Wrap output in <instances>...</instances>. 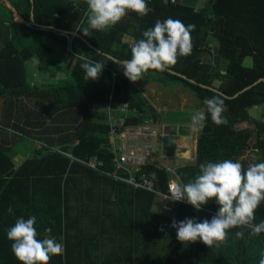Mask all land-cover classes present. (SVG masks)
<instances>
[{"label":"trees","instance_id":"trees-1","mask_svg":"<svg viewBox=\"0 0 264 264\" xmlns=\"http://www.w3.org/2000/svg\"><path fill=\"white\" fill-rule=\"evenodd\" d=\"M146 2L147 15L128 12L106 31L89 29V36L78 30L87 26L85 0H28L23 22L16 19L13 8L1 6L0 12L10 15L4 20L11 33L0 43V100L7 103L0 120V264H20L7 230L18 218L33 215L39 239L47 236L63 244L62 252L49 264H259L264 233L250 236L247 228H233L219 246L211 248L199 240L182 243L177 239L173 220H211L220 207L215 200L200 211L182 204L171 214L160 213L154 210L156 192L135 188L109 174L115 170L110 120L125 116L120 108L127 104L136 110L126 118V124H141L156 116L155 107L114 59L77 36L30 23L34 6L39 23L78 31L96 48L122 60L131 58L132 46L156 21L172 18L194 25L191 53L178 57L177 63L163 72L149 70L141 79L164 87L180 84L195 94V108L204 110L196 160L177 167L182 186L194 180L199 165L206 161L231 159L244 169L264 162V121H253L250 112L264 105V82L231 99L202 86L234 96L264 77V0ZM81 18L84 23L79 25ZM125 36L133 41L124 42ZM66 55L71 56L67 64L62 61ZM80 56L105 64L98 80H84ZM207 56L217 62L225 59L226 72H213L215 62L207 61ZM34 57L63 77L51 78L46 84L31 82L28 61ZM217 94L225 101L226 125H216L203 103ZM248 121L259 127L253 147L260 156L253 163L243 159L253 130L240 124ZM172 129L168 130L180 133L181 125ZM9 130L17 134L10 137L13 145L9 137L4 138ZM93 157L102 161L100 170L83 162ZM143 170L156 174L157 190L169 192L173 176L166 167L150 163L143 165ZM121 174L129 175L126 171ZM9 207L12 213L7 211ZM261 220L264 202L255 211L254 223ZM47 228L51 232H45ZM241 230L244 237L238 239L235 232Z\"/></svg>","mask_w":264,"mask_h":264},{"label":"clouds","instance_id":"clouds-1","mask_svg":"<svg viewBox=\"0 0 264 264\" xmlns=\"http://www.w3.org/2000/svg\"><path fill=\"white\" fill-rule=\"evenodd\" d=\"M85 2L88 6L85 13L87 26L82 30L78 28L85 36H89V29L97 31L110 29L128 12L143 17L150 11L146 0H85ZM164 3L167 4L168 0H164ZM83 23L84 19L81 18L79 25ZM194 28V25H185L179 19L156 21L154 27L143 31V38L132 46L131 58L116 60L114 63L123 68L124 75L132 82L143 79V74L149 70L163 72L175 65L178 57L191 53V32ZM80 59L84 61L81 64L84 80H98L105 64L88 61L85 56H80ZM203 103L216 125L228 123L223 117L227 108L220 95L205 98ZM190 119L191 127L195 131L203 126L206 117L204 112L197 111L192 113ZM169 190L171 200H186L197 211L211 200L220 205L211 220L204 219L202 222L195 218H185L179 222L173 220L171 227L176 229L177 239L182 243H194L199 240L210 248L214 244L219 246L226 239L228 230L233 228H247L250 236L264 233V220L254 223L255 211L264 202V162L250 164L244 169L239 161L231 159L219 162L206 161L199 165V174L194 180L184 184L182 188L170 184ZM7 211L12 213V208L9 207ZM36 222L35 215L27 219L20 217L14 226L7 230V238L12 242L11 250L20 264H49L51 258L63 250V244L55 239L47 236L43 239L38 238ZM45 232H51V228L45 229ZM235 237L243 238L244 231L235 232ZM259 264H264V252L261 253Z\"/></svg>","mask_w":264,"mask_h":264},{"label":"rangeland","instance_id":"rangeland-1","mask_svg":"<svg viewBox=\"0 0 264 264\" xmlns=\"http://www.w3.org/2000/svg\"><path fill=\"white\" fill-rule=\"evenodd\" d=\"M0 4H1L0 11H1V6L3 4L9 7L12 6L9 0H0ZM15 14H16V19L19 22H23V19L19 15H17L16 11H15ZM8 15L9 14H6V13L3 14L2 12H0V43L8 37L9 33H11L9 23L5 22L4 20ZM18 29H22V28L20 27ZM22 35H24V33H22ZM22 35L21 34L19 35L21 39H22ZM132 39L133 38L130 36H125L123 40L124 42H132L133 41ZM70 58H71L70 55H66L65 59L63 60L64 63L67 64ZM205 59L207 61H211L212 63L215 62L212 65L214 67V69L212 70L213 72H221V73L226 72V60L225 59L219 60L220 62L219 61L217 62L216 59H213V57L210 58L209 56H207ZM37 60L39 59L34 57L30 59L28 62L29 80L35 81L37 84H42L41 77H43V75L39 72L40 70H42V64H40V60H39L38 61L39 66L35 67L34 62ZM119 68L122 69L121 66H119ZM48 75L50 74L47 73V75L43 77L46 83L52 82L50 81V79L47 81L46 77H48ZM59 76L63 77L62 74H60ZM46 83H43V84H46ZM134 83L137 86V88L142 92V94L155 107L156 116H154L153 118L158 127H163L164 126L163 123L166 122V127L168 129H171L173 126L172 131H175L174 129L176 125L179 124L181 125L180 132L182 134H186V135L189 134L193 136V145L191 146V155H185L182 157L176 156L178 154V150L176 149V147H163L164 146L163 142L159 140L156 145V148L159 151L156 154V160H158L161 163L172 165V167L174 166L178 167L180 165L193 163L196 160V148H197L196 141H197L198 134L201 130V127L198 130L194 131L191 127V119L184 120L183 118L187 116L191 117L193 112H197V111L204 112L203 109L195 108V105L197 103V98L195 94L191 90H189L188 88L180 84L173 83L170 86L164 87V85H161L155 82L146 83L142 81L141 79ZM154 87H156L155 90H154ZM153 90L155 93H153ZM6 107H7V103L4 100H0V120L4 118V111ZM250 112H251V117L253 121L254 120L264 121V105L255 107L251 109ZM253 121H248V122H244L240 124V127H243V128L247 127L253 130V136L250 142L251 146L243 157V159H246L250 161L251 163H253V159H256L260 156L257 150L253 147L254 143L257 140L258 130H259V127ZM9 131H10L9 135L4 136L5 139L7 137L10 138V137H14L15 135L17 136L16 132H14L13 130H9ZM10 142L13 145L14 141H12V139ZM35 145H38V144H35ZM184 149H187V147L184 146ZM165 153L171 154L172 157L169 155H165ZM153 163H155V161ZM154 207H155L154 208L155 211L159 210L157 205H155Z\"/></svg>","mask_w":264,"mask_h":264},{"label":"built area","instance_id":"built-area-1","mask_svg":"<svg viewBox=\"0 0 264 264\" xmlns=\"http://www.w3.org/2000/svg\"><path fill=\"white\" fill-rule=\"evenodd\" d=\"M178 1L181 2L182 0H175V2ZM110 108L111 105L108 106V109ZM120 109L126 112V115L110 120L109 143L114 154L115 170L109 172V174L135 188L156 192V205L160 213L171 214L182 204L191 205L186 200H171L170 190L169 192L157 190L156 174L142 171L143 165L155 161V163L166 167L172 173L173 178L170 180L168 187L170 184H174L177 188H182V181L177 173V167L156 160V154L159 152L156 148L157 142L159 139L162 141L163 135L174 133H171L164 126L158 127L154 118H150L141 124H126V118L130 116L131 112L135 113L136 109H131L127 104L121 105ZM176 134L179 135L180 133L177 132ZM83 162L96 170H100L99 165L102 164V161H99L96 157L91 158L89 161L83 160ZM121 171H126L129 175H122ZM138 172H140L139 175Z\"/></svg>","mask_w":264,"mask_h":264},{"label":"water","instance_id":"water-1","mask_svg":"<svg viewBox=\"0 0 264 264\" xmlns=\"http://www.w3.org/2000/svg\"><path fill=\"white\" fill-rule=\"evenodd\" d=\"M33 2V0H31ZM14 2V9L17 12L18 15H20L21 17L26 13V9H27V5H28V0H10V3ZM31 26H35L38 27L40 29H51V30H55L64 34H69V35H73V36H77L79 38H81L82 40H84L91 48H95L98 51L106 54L107 56L111 57L112 59L116 60H122L119 58H116L106 52L101 51L100 49L96 48L87 38H85L80 32L78 31H72V30H66V29H62L53 25H46V24H41L36 20L35 17V12H34V6L32 7V11H31ZM169 71H171L174 74H177L179 76H182L185 79H190L188 76L181 74L179 72H176L175 70L169 69ZM191 81L198 83L195 80L190 79ZM260 82H264V77L260 78L258 81H256L254 84L249 85L247 87H245L243 90H241L240 92H238L237 94H235L234 96H229L225 93H223L222 91H220L217 88L214 87H210V86H206V85H202L204 87L210 88L214 91H217L218 93L222 94L223 96L227 97V98H235L237 96H239L243 91L250 89L253 85H256ZM162 142L164 144V147H176V149L178 150V156L182 157L186 155H191V146L193 145V138L190 135H181V134H165L162 137ZM184 146H188L187 149H184ZM190 147V148H189Z\"/></svg>","mask_w":264,"mask_h":264},{"label":"crops","instance_id":"crops-1","mask_svg":"<svg viewBox=\"0 0 264 264\" xmlns=\"http://www.w3.org/2000/svg\"><path fill=\"white\" fill-rule=\"evenodd\" d=\"M5 20H6V18H5ZM38 61H39V60H37V61L34 62V63H35V67H38V66H39ZM62 61H63V60H62ZM28 62H29V61H28ZM40 64H42V70H40L39 72L43 75V77L46 76L47 73L50 74V75H48V77H46L47 81H48L49 79H51V78H55V77L60 78L59 75H60L61 73H59V75H58L56 72L54 73L53 71H49V70H47V69L44 67V65H43V63H42L41 61H40ZM36 74H37V72H36ZM42 75H41V76H42ZM43 77H41V79H42V82H41V83H42V84H43V83H46V81H44L45 79H44ZM31 82L36 83L35 81H31ZM36 84H37V83H36ZM155 88H156V87H154V90H155ZM154 90H153V93H155ZM162 123H163V122H162ZM163 125H164L165 128H167V127H166V122H164ZM188 129H189V128H188ZM174 134H176V133H174ZM180 134H181V135H186V134H182L181 132H180ZM187 135H189V134H187ZM190 136H191V135H190ZM191 137L193 138V136H191ZM159 140H160V139H159ZM196 142H197V141H196ZM186 147L188 148V146H186ZM196 149H197V148H196ZM167 155L171 156V154H169V153H167ZM176 156L179 157L178 154H177ZM171 157H172V156H171ZM184 165H185V164H184Z\"/></svg>","mask_w":264,"mask_h":264}]
</instances>
